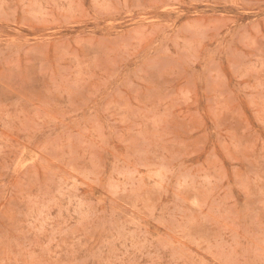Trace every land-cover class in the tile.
Wrapping results in <instances>:
<instances>
[{
  "label": "rangeland",
  "instance_id": "obj_1",
  "mask_svg": "<svg viewBox=\"0 0 264 264\" xmlns=\"http://www.w3.org/2000/svg\"><path fill=\"white\" fill-rule=\"evenodd\" d=\"M0 264H264V0H0Z\"/></svg>",
  "mask_w": 264,
  "mask_h": 264
}]
</instances>
